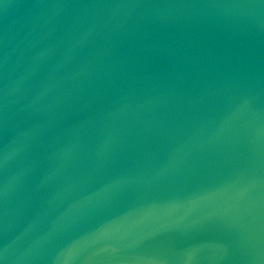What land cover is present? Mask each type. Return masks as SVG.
<instances>
[{"label": "water", "instance_id": "1", "mask_svg": "<svg viewBox=\"0 0 264 264\" xmlns=\"http://www.w3.org/2000/svg\"><path fill=\"white\" fill-rule=\"evenodd\" d=\"M0 264H264V0H0Z\"/></svg>", "mask_w": 264, "mask_h": 264}]
</instances>
